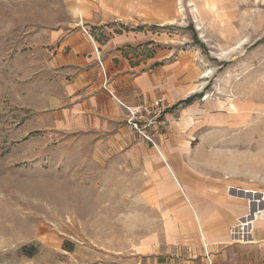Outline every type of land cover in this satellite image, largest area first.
Here are the masks:
<instances>
[{
    "label": "rangeland",
    "instance_id": "1",
    "mask_svg": "<svg viewBox=\"0 0 264 264\" xmlns=\"http://www.w3.org/2000/svg\"><path fill=\"white\" fill-rule=\"evenodd\" d=\"M67 6L68 0H0V264H146L148 258L185 264L186 252L166 235L192 241L201 218L161 151L170 164L187 162L192 175L197 165L206 180L232 184L234 195L244 198L246 189L252 223L236 230H256L262 219L254 214L264 210V0H186L185 23L172 32L196 48L203 72L211 71L197 99H214L216 110L235 122H194L186 131L174 127L176 110L159 149L128 128H36V100L51 91L54 76L48 34L70 20ZM193 151L198 157H190ZM238 224L226 231L248 242L232 234ZM144 245L152 250L138 255ZM187 252L188 264H203Z\"/></svg>",
    "mask_w": 264,
    "mask_h": 264
},
{
    "label": "crops",
    "instance_id": "2",
    "mask_svg": "<svg viewBox=\"0 0 264 264\" xmlns=\"http://www.w3.org/2000/svg\"><path fill=\"white\" fill-rule=\"evenodd\" d=\"M185 2L68 0L70 20L48 34L54 76L47 82L51 91H41L44 100H36V128L51 133L128 128L135 134L126 125L125 111L118 100L128 105L163 100L170 106L166 120L179 119L174 127L186 131L194 122L209 127L234 124L231 113L216 110L217 101L197 99L206 82L200 80L208 77L196 48L184 45L186 38L178 39L172 32L185 23ZM81 25L87 27L89 35ZM189 98L190 102L180 104ZM176 110L179 118H175ZM182 154L188 157L187 151ZM161 155L168 174L183 192L186 190L190 205L197 207V217L201 218L202 228L190 235L192 241L186 242L188 236L183 233L166 235L168 242H179L186 252L185 264L189 262L188 249L194 250L203 264H220L223 260L227 264H253L254 254H259L258 260L264 264V219L257 221L248 242H235L226 231L234 221H239V228L248 223L243 222L251 216L244 204L246 189L242 190L244 198L234 195L229 192L232 184L206 180L201 167L194 165L192 175L187 162L170 164L162 151ZM195 156L193 151L190 157ZM141 247L138 255H148L152 250V246ZM149 260L145 263L156 264Z\"/></svg>",
    "mask_w": 264,
    "mask_h": 264
},
{
    "label": "built area",
    "instance_id": "3",
    "mask_svg": "<svg viewBox=\"0 0 264 264\" xmlns=\"http://www.w3.org/2000/svg\"><path fill=\"white\" fill-rule=\"evenodd\" d=\"M82 30L89 35V30L81 25ZM102 68L103 64L100 62ZM106 86V85H105ZM124 108V120L126 125L139 137L142 141L153 145L159 149L158 140L164 125L167 123L165 114L170 108L167 102L156 100L150 103L142 102L137 105H128L118 100ZM249 233H242V236H249Z\"/></svg>",
    "mask_w": 264,
    "mask_h": 264
},
{
    "label": "bare ground",
    "instance_id": "4",
    "mask_svg": "<svg viewBox=\"0 0 264 264\" xmlns=\"http://www.w3.org/2000/svg\"><path fill=\"white\" fill-rule=\"evenodd\" d=\"M210 73H211V71H208V72H206L204 75H205L206 77H209V74H210ZM208 98H209V96H207L206 99H208ZM254 217H255L257 220H259V219H263V218H264V210L259 211V212H256V213L254 214ZM242 219H243V218H242ZM245 221H248V223L246 224ZM243 222H244L245 224H242V223H241V224L244 225V226H245V225H249V224L252 223V222H250L249 219H248V220H244ZM242 225H241V226H242ZM237 226H238V225H237ZM241 226H240V227H241ZM237 228H238V227H236V226L234 227L235 230L232 231V234H233V235L240 234V233H238V231L236 230ZM244 234H246V233L244 232ZM240 235H241V237H243V236H242V233H241ZM245 237H246V236H244L243 238H245ZM244 241H245V240H244Z\"/></svg>",
    "mask_w": 264,
    "mask_h": 264
},
{
    "label": "trees",
    "instance_id": "5",
    "mask_svg": "<svg viewBox=\"0 0 264 264\" xmlns=\"http://www.w3.org/2000/svg\"><path fill=\"white\" fill-rule=\"evenodd\" d=\"M192 99L191 98H189V99H187L186 101H183L182 103H180V104H186V103H188V102H190ZM31 254V253H30Z\"/></svg>",
    "mask_w": 264,
    "mask_h": 264
}]
</instances>
